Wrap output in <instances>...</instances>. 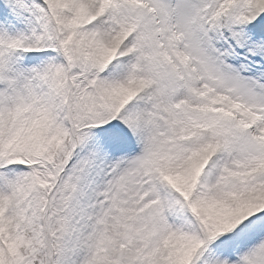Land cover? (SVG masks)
<instances>
[{
  "label": "snow or ice",
  "instance_id": "6c2138e0",
  "mask_svg": "<svg viewBox=\"0 0 264 264\" xmlns=\"http://www.w3.org/2000/svg\"><path fill=\"white\" fill-rule=\"evenodd\" d=\"M0 264H264V0H0Z\"/></svg>",
  "mask_w": 264,
  "mask_h": 264
}]
</instances>
